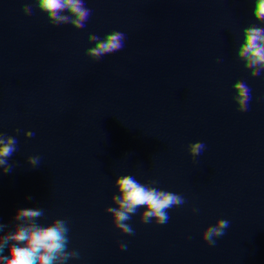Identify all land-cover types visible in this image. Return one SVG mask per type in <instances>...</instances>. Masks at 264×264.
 Masks as SVG:
<instances>
[{"label": "bare ground", "instance_id": "bare-ground-1", "mask_svg": "<svg viewBox=\"0 0 264 264\" xmlns=\"http://www.w3.org/2000/svg\"><path fill=\"white\" fill-rule=\"evenodd\" d=\"M110 1L112 0H85L86 6L92 10V15L85 28L75 29L71 25L67 24L59 26L51 25L48 22L46 15L44 13L42 14L34 7V0H0V27H10L13 30L21 28L20 31L23 30L22 38H20L17 43L13 44L9 48L10 50H8L7 47L5 57L0 58V80H2L4 74L6 76V73H8V76L15 77L18 83L27 78L29 79V84L32 85L34 80L32 77L30 78L29 75L48 69L46 68L44 60H42V55L49 51L51 48L50 45L53 44V41H59L58 43H60L64 48L69 47V49L65 48L56 52L60 56V58L57 57L58 60H56L60 63L69 64V66H71L70 70L63 68L64 71L61 72L65 75L52 79V74L47 72V75L50 77L47 81L43 78L44 76L37 78L36 80L39 85H45L50 82V80L54 82L50 91L52 94L55 93L56 95V99L54 101H49L46 99L47 96H44L46 97L44 100H38L35 104H33L32 101V105L30 104L28 106L26 101L31 93L20 96L16 95V92H9V89L7 91H2L0 86V132L12 135L15 133L14 129L18 128L15 125L16 121H18L17 123H20L23 128H26L32 124L33 117L37 118L41 116H48L50 117V120H48L52 126H58L59 124L66 122V120L74 122V125H71L72 127L67 131H52L50 139L46 138L45 140L25 142L24 148L14 154L9 160V163L14 166L12 171L14 172L13 175L17 178V183L0 195V223L13 220L14 215L19 209L30 208V206H41V203L43 205L46 200L50 199L52 193H55L53 191L56 190L58 192L59 190L64 189L62 187L64 184L62 186L60 185L62 183L73 181L74 183H77L78 186V184H81L80 181L82 180L90 181L94 172L97 173L99 170L102 171L112 166H118L119 164L124 166L122 164H125L126 160H129L133 156L136 157L140 150L147 145L148 152L145 153L143 157L141 156L144 170L141 168L142 170H139L136 176L137 180L142 181L143 179H146L144 177L146 170L153 167L155 161L158 159L164 148L172 145L173 138L190 136L189 134H191V132L187 134L186 131H183L184 129L181 131L184 124H187V127L189 124L191 125L189 126L190 128H194L201 127L207 122H210L211 124L213 120H215V122L225 123L245 122L247 113L251 112L253 107L264 104V100L260 99L261 97H264V73H261V75L257 77L250 76V70L245 69L243 67V61L237 59L236 57V51L239 44L242 42L241 30L250 24H257V26L264 27V25H259L258 22L251 16L253 0H194L189 10L185 11L180 9L168 13L161 12L163 9L159 11V8L156 5L158 2L163 0H114L116 1L114 4H110ZM24 4L33 5L32 15H25L21 11ZM166 5H168V3H166ZM117 11L118 13H115ZM38 12L41 15H38ZM105 12L108 13V17L105 16ZM99 13H105L104 17H100ZM207 15L214 16V18L220 16V18L211 21L204 30L197 31L198 33H195L194 31L192 33L190 29H185L183 27L180 29H169L170 27L173 28L178 24H187L192 27L191 25L193 23H197L201 18H204ZM229 19L230 21L225 24L224 22ZM197 27L200 28L198 25ZM195 29L196 28L193 30ZM112 31H120L125 34L127 40L125 45L132 42L131 37L137 35L141 31L147 32V35L144 39V45L138 48L135 52L126 57L124 56L117 59L112 65H110V67L94 74L95 71L101 67L100 63H102L103 58H106V56L111 57L113 54L105 55L101 58V60H99V65H96L98 61H94L85 55L86 49L94 46V43L89 42L87 37L88 35L93 34L103 39L106 34ZM13 36L15 37V35ZM167 36H172L173 41L160 44ZM1 40L3 39L1 38ZM5 41L7 40L5 39ZM18 54L23 55L19 64L14 65L8 63L10 57ZM171 59L173 62L168 64V60ZM129 61L130 63H128ZM178 61L180 62L176 65L175 63ZM190 62L193 63V67L196 71L194 70L192 74L188 75L185 81H192L193 83L198 84L197 87H192L191 85V87L176 96L160 97L159 95L154 94L147 101H132L128 106L126 105L123 107L120 112H118L120 109L117 108L114 112L118 113L111 117L94 113L99 109V102L108 100L113 101L116 97L131 89L147 86L152 90H158L163 86L164 81L168 78L169 68H173L175 70L182 66V64L185 67V63L188 64ZM3 63L4 65L2 66ZM127 63L130 65L128 66ZM133 64L139 65L133 68L131 66ZM73 68L77 70H73ZM124 68L130 69V72L124 73L126 70H124ZM50 69L51 68L49 67L48 71H52V69ZM59 70L60 69H58V71ZM92 72L94 73L92 74ZM146 72L148 73L146 74ZM236 81L245 82L252 90V99L247 112L237 111V106L232 99L235 95L232 85ZM210 88H214V90L209 91ZM201 91L203 93L197 96V94ZM78 96L83 97L85 101L81 102L78 100ZM48 98H50L49 95ZM105 111L104 114L106 113ZM248 117L249 119H252L249 115L247 116V119ZM152 119H159L157 123L159 128L152 123ZM254 120H256V123H259L260 125L264 124V116H257ZM143 123L145 125L142 126L140 130H126L127 126ZM215 126L219 127L218 125ZM46 131L48 130L46 129ZM213 133L215 132H212V135ZM197 134L198 133H196V136ZM118 136H130L132 138L130 141L126 139L127 142L122 145H117L115 143L108 144L109 139ZM192 136H195V134ZM161 143L165 146L161 147ZM170 148L169 150H171ZM68 152L75 154L72 162L63 165L60 168H55L54 175H45L44 173H47L48 171H44L42 166L39 165L38 167L33 168L27 163V158L29 156L55 158L60 155H67ZM248 154L250 158H253L258 155L259 152H257V149L255 148L252 151L250 150ZM243 156H246V154ZM138 159L140 158L138 157ZM241 159H243V157ZM44 162L46 163V161ZM118 168L121 167L119 166L116 169ZM31 169L34 170L35 173H30ZM236 169L237 168H235L234 171ZM42 170L44 172H42ZM211 170L213 171L214 169ZM124 174L125 172L122 173V175ZM95 175L96 174H94V176ZM263 187L260 190L264 191ZM256 194H254V196ZM29 196L33 197V199L28 200L27 197ZM245 197H247V195ZM76 202L79 203L80 201ZM196 204L193 203L192 205ZM191 207L193 208L194 206H190L189 209H192ZM222 209L226 210V208ZM204 215L206 214H203L202 216ZM140 216L141 213L139 211L137 214L132 216V219L129 221L135 230V239H132L129 235L121 233L117 228H115L112 216L98 221H94V218L92 217L93 221L91 220L84 225L77 224V226H74L73 230L69 233V236H73L74 234L80 236L74 237V240L69 243L68 248L72 251L76 250L77 247L82 246L84 248L83 256L88 254L101 255L102 253H105L107 249H113L112 252L118 254L120 256V258L117 256L119 259L115 257V255L108 257V259L106 256L101 255V258L104 257L103 260L105 259L108 261L106 264H124L129 257H131V254H128L132 252L130 250L133 249V252L135 253L141 250V247L138 245V241L140 240V229L136 224ZM175 219H178V217ZM179 220L181 221L182 219ZM200 220L201 219H199V221ZM245 221L246 218L244 216L238 215L234 221V226L239 228ZM177 224H179V222ZM142 225H140V228ZM144 226H146V224ZM193 226L194 225L192 224V229ZM148 227H150V225ZM167 227L168 226H166V228ZM79 231H83V233L78 234L77 232ZM167 232L171 233V230L166 231V233ZM149 234L150 233H148V235ZM181 235L182 234L180 233V236ZM246 235L250 236L249 233ZM85 237L88 238L85 239ZM161 237L163 238V236ZM143 238H146V236ZM151 238L148 237V239ZM169 238L170 237H168V239ZM121 243L127 245V250L125 251H127L128 255L125 251L123 253L120 249ZM239 244L241 245V243ZM160 245L162 244L160 243ZM171 247L173 249V246ZM78 249L80 251V248ZM180 249L178 248L177 250ZM254 253L252 254V257L253 255L256 257V253ZM228 254L229 253L225 255ZM83 256H81V258ZM134 256L135 255H133V257ZM115 258L119 261H115ZM154 258H152L151 262ZM226 260L227 259H225L224 262H226ZM165 261L167 262L166 259L164 262ZM166 264H168V262Z\"/></svg>", "mask_w": 264, "mask_h": 264}, {"label": "rangeland", "instance_id": "rangeland-1", "mask_svg": "<svg viewBox=\"0 0 264 264\" xmlns=\"http://www.w3.org/2000/svg\"><path fill=\"white\" fill-rule=\"evenodd\" d=\"M89 1H94V0H89ZM165 2L168 3L169 6L166 5ZM193 2H194V0H163L161 2H158L156 5L159 8V9L157 8L159 11H161L163 9L161 12L168 13V12H172V11H176V10H180V9H183L185 11L189 10L191 7V4ZM114 3H116V1H114V0L110 1V4H114ZM105 13H106L105 16L108 17V13L107 12H105ZM105 13H103V14L99 13L100 14L99 16L104 17ZM115 13H118V11ZM109 14H110V12H109ZM38 15H41V14L39 13ZM35 16H36V14H35ZM219 18H220V16L214 18V16L207 15L206 17L201 18L197 23H193L191 25L192 27H190L187 24H178L177 26H175L173 28L170 27L169 29H180L181 27H183L185 29H190V31L192 33H193V31L195 33H198L197 31L204 30L211 21L217 20ZM228 21H230V19L226 20L224 23L227 24ZM197 25L200 28H198ZM194 28H196V29L193 30ZM20 29L21 28H17V29L13 30L10 27H0V41H1L0 42V58L5 57V54L7 52V47H8V50H10L9 48L13 44L17 43V41H19L20 38H22L23 30L20 31ZM13 35H15V37ZM146 35H147V32L141 31L137 35L132 36L131 37L132 42L125 45V48H123L122 51L116 52L111 57L106 56V58H103L102 63H100L101 67L98 68L97 71H95V73L92 72V74L93 73L97 74L98 72H100L103 69L105 70L106 68L110 67V65H112L117 59L124 57V56L126 57L129 54H132L133 52H135L138 48H140L142 45H144V43H145L144 39H145ZM167 37L163 41H161L160 44H162L164 42L173 41L172 36H169L168 39H167ZM1 38L3 40H1ZM5 39L7 41H5ZM126 41L127 40H125V42ZM58 42L59 41H53L52 42L53 44L50 45V47H51L50 49H52V50L49 49V51L45 52L42 55V60H44V63L46 64V68H48V69H45L44 71H39L35 74L29 75V77L30 78L32 77V79L34 80V83L32 85L29 84V79H27V78L25 80L24 79L21 80L18 83V81L15 79V77L8 76V73H6V76L4 74V76L2 77V80H0V86L2 88L1 90L7 91L9 89V92H12V93L16 92V95H20V96L31 93L30 96L28 97L29 100L27 99V101H26V104L28 106L30 104L32 105V101H33V104H35L36 101H38V100H44L46 98L44 96H47L46 99H48L49 101H54L56 99V95H55V93L52 94L50 92L54 82L50 80V82H48L45 85H39L36 80H37V78L44 76L43 78L46 79V81H47L50 78L49 75H47L49 72H50V74H52L51 78L54 79L55 77L65 75L63 72H61V71H64L63 68H67L70 70L71 66H69V64L60 63L59 61H57L58 58H60V56L56 52L60 51L61 49L66 48V47L64 48L63 46H61V44ZM56 43H57V45H56ZM52 45H53V47H52ZM66 49H69V47ZM22 57H23V55H19V54L13 55L12 57H10V60L8 63L14 64V65L19 64L20 61L22 60ZM171 62H173L172 59L168 60V64H171ZM179 62L180 61H178L175 64L178 65ZM128 63H130V61ZM128 63H127V65H128ZM3 65H4V63L2 64V66ZM96 65H99V61L96 63ZM138 65L139 64H137V65L133 64L131 66L134 68V67H137ZM49 67L52 69V71H48ZM53 67H54V69H53ZM58 69H60V70L58 71ZM74 69L75 68H73V70ZM125 69L126 68H124V70ZM75 70H77V69H75ZM194 70L195 69L193 67L192 62H190L188 64L185 63V67L182 64V66H180L179 68H177L175 70L173 68H169L168 78L164 81L163 86L161 88H159L158 90H152L150 87H147V86L146 87H137L135 89H131V90L121 94L120 96L116 97L113 101L108 100V101L99 102V104H98L99 109L96 110V112H94V113H98L99 115H105L106 117H111V116L117 114L118 112H120L123 109V107H125L126 105L128 106L132 101H135V100L136 101H147L154 94H157L160 97L176 96L178 94H181L187 88L191 87V85H192V87H194V86L197 87L198 84H195L192 81H188V82L185 81L186 77L188 75L192 74L194 72ZM128 72H130V69H126L124 71V73H128ZM148 72H146V74ZM177 72H178V74H177ZM26 82H28V83H26ZM14 90H17V91H14ZM211 90H214V88H210L209 91H211ZM202 93L203 92L201 91L199 94H197V96L201 95ZM48 95L50 96L51 99L48 98ZM78 100H80L81 102L85 101V99L81 96H78ZM108 107H110V108H108ZM105 108H106V111H105ZM117 108H119L120 110L118 112H114ZM263 108H264V104L257 106V107H253L251 112L247 113V116L249 115L252 119H249V117L247 119V116H246L245 122L243 121V122H237V123H225V122H215V120H213V122L211 121L212 122L211 124H210V122H207L206 124L201 126L202 128L201 127L190 128L189 126H191V125H189V124H188V127H187V124H184V126H182L181 131L184 129L183 131H186L187 134H189L191 132V134H189L190 136L189 137H182V138H173L172 139V145L170 146L171 148L170 147L164 148L165 151L164 150L162 151V153L160 154L158 159L155 161V164L153 165V167L146 170L145 175H144V177L146 179H143L140 182L141 183L142 182L147 183L150 180H157L159 183L157 185H154L155 187H158L161 190L171 191V192L181 194L185 197V199L187 200V203L182 207L172 209L169 212L170 220L165 225H157L156 226L155 222H153L151 224H146V226H144L145 224L141 223L140 217H139L138 222L136 224L140 229L139 230L140 231V240L138 241V245H139V247H141V250L137 251L138 252V253L136 252L137 254L135 252H133V249L130 250L132 252L128 253V254H131L130 255L131 257H129V259L124 264H148V263L149 264H155V263L156 264H166L167 262H168V264H214V263L215 264H233V263H235V264H251V263L252 264H263L264 263V191L260 190L264 186V180H262V179H264V169H263L264 168V124L260 125L259 123H256V120H254L257 118V116L258 117L264 116V109ZM103 109L106 112L105 114H104ZM252 113H253V115H252ZM48 119L50 120V117H48V116H41V117H37V118L33 117L32 124L26 128H23L22 125H20V123H17L18 121H16L17 124L14 122L18 128L22 127L21 128L22 131L17 136V140H18V151L17 152H19L21 149L24 148L25 142L45 140L46 138L50 139L51 138L50 135H51L52 131L64 132V131L69 130L72 127L71 125H74V122L66 120V122L59 124L58 126L57 125L52 126ZM46 121H47V123H46ZM151 121H152V123H154L155 126H157V128H159V126L157 125L159 119H157V120L152 119ZM48 122H49V125H48ZM38 125H41V126H38ZM144 125H145L144 123L138 124V125L134 124L132 126H127L126 130H129V131L134 130V129L140 130L141 127ZM215 125H218L219 127H217ZM51 127H52V129H51ZM246 127H247V129H246ZM258 127H260V128H258ZM197 128H199V129H197ZM46 129L48 131H46ZM24 131H33L35 133V136L32 138H26V137H24V134H23ZM200 132H202V133H200ZM212 132H215V133H213L214 136L212 135ZM196 133H198L199 135L197 134V136H196ZM194 134L196 137L192 136ZM12 135H16V133H13ZM216 135L219 137H217ZM213 137H214V139H213ZM131 138L132 137H130V136L113 137V138L108 140L109 141L108 144H110V143L114 144L115 143L117 145H122V144H125L127 142L126 139H128V141H130ZM197 140L199 142H203L206 145V147H205V150L199 156L192 157L188 153L187 147L189 144H191V141H192V143H194V142H198ZM178 141H179V143H178ZM160 146L164 147L165 145L163 143H161ZM169 148L171 150H169ZM255 148L257 149V152H259V154L253 158L252 157L250 158L248 156L249 155L248 153L250 152V150L252 151ZM147 149H148V146L147 145H146V147L144 146L140 150V152L136 155V157L133 156L129 160H126V163L122 164L124 166H121L120 164L118 166L116 165L117 167L120 166L121 168L116 169L117 168L116 166H112V167H110L111 169L107 168V169L102 170V171L99 170L97 173L94 172L92 174V177L90 178V181H86V180L83 181L82 180V181H80L81 184H78V186H77V183H74L73 181L72 182L67 181L65 183L60 184L61 186L64 184L62 186L64 189L59 190L60 192L59 191L57 192L56 190L53 191L55 193L54 194L52 193V196L50 197V199L46 200L43 205L41 203V206H30V208L39 207V208L44 209L45 215H44V217L39 219L37 221V223H39L43 226H47V225L51 224L52 221H54L55 219H67L69 221V228H70V232H71L73 230L74 226H77V224L84 225V224H87L88 222H90L91 220L93 221V218H94V221H98V220H103V219L111 216V215H109V213L105 212L104 209L106 210V208H108V207H115L116 206L112 202V196L119 194L118 191L116 190L115 186H114V182H115L116 178L121 176L122 173H124V172H125L124 175H126V174L127 175H134L136 173L135 174V177H136L139 170H142V169L144 170L143 161L141 160V156L143 157L144 154L148 152ZM215 149H216V151H215ZM209 150H210V152H209ZM206 153L208 156L206 155ZM69 154H71V155H69ZM245 154H246V156H243ZM65 155L66 154L60 155L59 157H55V158H53V157L42 158L41 157L42 162L40 161V166H42L44 168L43 169L44 171H48L47 173L45 172L44 174L45 175H51V174L54 175L55 174V172H54L55 168H60L63 165L69 164L70 162H72L75 154L68 152L67 153L68 156L67 155L65 156ZM174 155H176V156H174ZM138 157L140 159H138ZM242 157H243V159H241ZM244 158H246V159H244ZM44 161H46V163ZM133 164H135V165H133ZM54 165H55V167H54ZM235 165H237V166H235ZM130 167H131V169H130ZM234 167L237 168L235 171H234V169H235ZM211 169H214L215 171L214 170L212 171ZM218 169H220V170H218ZM43 170H42V172H44ZM111 170L114 172H112ZM153 171H154V173H153ZM31 172L35 173L34 170H32V169L30 170V173ZM103 173H105L106 175ZM107 173H108V176H110V177L107 176ZM149 173H150V175H149ZM13 174H14L13 171L10 174H3V170L0 169V195L3 194L9 188L16 185L17 178ZM94 174H96L95 176L102 174L101 175L102 177L101 176L95 177ZM207 175L210 177H208ZM112 179H113V181H112ZM259 181H260V183H259ZM189 185H191V186H189ZM176 186H177V188H176ZM101 187H103V188H101ZM72 188H74V189H72ZM87 189H88V191H87ZM187 190H189V191H187ZM230 192H231V194H230ZM245 194L247 195V197H245L246 196ZM254 194H256V195L254 196ZM187 195H188V198H187ZM210 197H211V199H210ZM78 199H80V200H78ZM76 201H78V202L80 201V202L77 203ZM193 203L194 204L197 203V204L192 205ZM190 206H194L193 208L192 207L191 208L192 209H198L199 211L194 212L192 209H189ZM222 208H226V210H228V211H226L225 209H222ZM219 209L220 210L222 209V210L220 211ZM216 210H217V212H216ZM218 210H219V212H218ZM143 211H144V209L141 208L140 213L142 214ZM214 211H215V214H214ZM173 213H175V214H173ZM106 214H107V216H106ZM192 214H193V217H192ZM203 214H206V215L202 216ZM238 215L244 216L246 218V221L239 228H236L234 226V221L236 220ZM185 216L188 218H186ZM176 217H178V219H175ZM95 219H97V220H95ZM179 219H182L184 222L182 220L180 221ZM199 219H201V220L199 221ZM220 219H226V220L230 221V226L226 230L227 234L225 233V235L223 237H221L217 240L216 246L210 247L209 245H207L203 241L201 234L203 233V231L208 226L214 225ZM261 219H263V220H261ZM170 221H171V223H170ZM12 222H13V220L8 221V222H2V223L11 224ZM178 222H179V224H177ZM190 223H192L194 225L193 229H192V224H190ZM185 224H189V225H185ZM140 225H142L141 228H140ZM149 225H150V227H148ZM174 225H176V226H174ZM177 225H180V226H177ZM166 226H168V227L166 228ZM90 227H92V226H90ZM170 227H172V228H170ZM200 227H202V228H200ZM164 229H165V231H164ZM9 230H11V228L5 229V232L0 233V235L6 234V232ZM170 230H171L172 234L170 232L166 233V231H170ZM188 231L190 234L188 233ZM179 232L182 234L181 236H180ZM195 232H197V233H195ZM77 233L82 234L83 231H79ZM148 233H150V234L148 235ZM248 233L250 234V236L246 235ZM156 234H158V235H156ZM236 234L238 236L239 235L240 236L238 237ZM143 235L146 236V238H143L144 237ZM76 236H80V235L74 234L73 236H69L70 242L72 240H74V237H76ZM134 236L135 235H131V238L135 239L136 237H134ZM161 236H163V238ZM176 236H178V237H176ZM141 237H142V239H141ZM148 237L149 238L152 237L151 238L152 240L148 239ZM165 237H166V239H165ZM168 237H170L169 238L170 240L168 239ZM246 237H249V238H246ZM86 238H88V237H85V239ZM147 239H148V241H147ZM163 239H165V240H163ZM235 239L237 242L235 241ZM189 240H190V243H189ZM249 240H250V242H249ZM156 242H158V243H156ZM226 242H227V244H226ZM238 242L241 243V245ZM144 243L145 244L147 243V244L145 245ZM160 243L162 245H160ZM153 244L157 247V250ZM250 245H252V246H250ZM171 246H173V249ZM200 246H201V249H200ZM78 248H80L81 252L79 251ZM161 248L163 249V251ZM178 248L179 249L181 248V249L177 250ZM83 250H84V248L82 246L77 247V249L75 251H78L79 254H81L79 259H70L67 262V264H81L83 258L84 259H83L82 264H87V263L88 264H97V263L98 264H104V263L106 264V263H108V261H106L105 259L103 260L104 257L101 258V255L106 256L107 259H108V257L114 256V255H115V257L118 256L120 258V256L118 254H116L115 252H112L113 249H107L106 252L102 253L101 255L100 254H90V255L88 254L85 256H83ZM153 250H154V252H153ZM227 250H228V252H227ZM201 251H202V253H201ZM6 253H7V250H5L4 254L7 255ZM123 253H124V251H123ZM125 253L127 254V251H125ZM227 253H229V254L225 255ZM253 253L256 255V257L254 255L252 257ZM189 254H191V255H189ZM99 255H100V257H99ZM133 255H135V256L133 257ZM81 256H83V257L81 258ZM154 256L156 259L154 258ZM161 257H163V258H161ZM250 257H252V258H250ZM117 258H115V261L117 260V262H118L119 258L118 259ZM152 258H154V259L151 262ZM140 259L142 262L140 261ZM163 259L164 260L166 259L167 262L165 261L166 262L165 263ZM225 259H227L226 262H224ZM248 259H250V260H248ZM175 260H176V262H175Z\"/></svg>", "mask_w": 264, "mask_h": 264}, {"label": "clouds", "instance_id": "clouds-1", "mask_svg": "<svg viewBox=\"0 0 264 264\" xmlns=\"http://www.w3.org/2000/svg\"><path fill=\"white\" fill-rule=\"evenodd\" d=\"M34 7L44 13L53 26L67 24L75 29H83L92 15L85 0H34ZM21 11L25 15H32L33 5L24 4ZM251 16L259 25H264V0H253ZM241 36L242 42L238 46L236 57L243 61L245 69L250 70V76H260L264 73V27L250 24L241 30ZM87 39L94 46L86 49L85 55L99 61L105 55L122 51L126 36L123 32L112 31L103 39L93 34L88 35ZM232 89L235 93L232 99L237 111L247 112L252 99L251 88L243 81H236ZM260 99L264 100V97ZM21 131L20 128L14 129L16 135L0 132V169L3 174H10L14 168L9 160L18 151L17 136ZM23 134L26 138L35 136L33 131H24ZM205 147L203 142H194L188 145L187 151L192 157H197ZM40 161L39 156L27 158V163L33 168L38 167ZM158 183L157 180L141 183L134 175L116 178L114 186L119 194L112 196V202L116 206L105 210L112 216L115 228L125 235H135L129 221L141 208L144 209L140 216L141 223L165 225L170 220L169 212L186 204L183 195L161 190L154 186ZM27 199L32 200L33 197L29 196ZM44 215L43 208H22L17 210L11 224L0 223V233L11 228L6 234L0 235V264H67L70 259H79V252L68 248L69 221L55 219L51 224L43 226L37 221ZM229 226L230 221L218 220L203 231V241L210 247H215L217 240L225 235ZM120 249L127 250V245L121 243ZM5 250L7 255L4 254Z\"/></svg>", "mask_w": 264, "mask_h": 264}]
</instances>
